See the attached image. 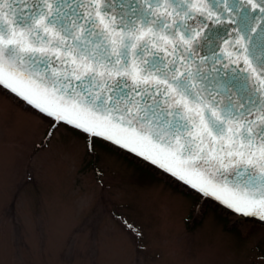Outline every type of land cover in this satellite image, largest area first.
<instances>
[{
  "label": "snow or ice",
  "instance_id": "6c2138e0",
  "mask_svg": "<svg viewBox=\"0 0 264 264\" xmlns=\"http://www.w3.org/2000/svg\"><path fill=\"white\" fill-rule=\"evenodd\" d=\"M14 2L0 86L52 119L45 143L71 125L264 221V0Z\"/></svg>",
  "mask_w": 264,
  "mask_h": 264
},
{
  "label": "rangeland",
  "instance_id": "374dc122",
  "mask_svg": "<svg viewBox=\"0 0 264 264\" xmlns=\"http://www.w3.org/2000/svg\"><path fill=\"white\" fill-rule=\"evenodd\" d=\"M51 125L0 89V264H264V224Z\"/></svg>",
  "mask_w": 264,
  "mask_h": 264
},
{
  "label": "water",
  "instance_id": "95a60500",
  "mask_svg": "<svg viewBox=\"0 0 264 264\" xmlns=\"http://www.w3.org/2000/svg\"><path fill=\"white\" fill-rule=\"evenodd\" d=\"M13 7L19 9V8H23L24 5H23V4L17 5V4H15V2H14V0H13ZM25 11H27L26 8H25ZM98 138L101 139V140H103V141H105V142H108V143L114 145L115 147L119 148L121 151L128 152V153H130V154H132V155L138 157L139 159H141L142 161L146 162L147 164H149V165H151V166H153V167L155 166L159 171L164 172V173H167V172H165L164 169L160 168L158 165L153 164L151 161L146 160L144 157H141V156H139L138 154H136V153H134V152H131L129 149L123 148V147H121L120 145H116V144H114L112 141H108V140H106V139H104V138H102V137H98ZM167 174H168L169 176H171L174 180H176L177 183L185 184L183 181H181V180H179L178 178L172 176L170 173H167ZM185 185H187V184H185ZM187 186H188L189 188H191L192 190L198 192V190L192 188L190 185H187ZM204 200H210V201H213L217 206L222 207L223 209H226L227 211H230V212L234 213L231 209H229L227 206L223 205L220 201L216 200V199L213 198V197L205 196V195H204ZM234 214H236V213H234ZM237 215H239V214H237ZM239 216H240V215H239ZM244 219H246V220L257 221V222H260V223L264 224V221H261L259 218H255V217H244Z\"/></svg>",
  "mask_w": 264,
  "mask_h": 264
},
{
  "label": "trees",
  "instance_id": "16d2710c",
  "mask_svg": "<svg viewBox=\"0 0 264 264\" xmlns=\"http://www.w3.org/2000/svg\"><path fill=\"white\" fill-rule=\"evenodd\" d=\"M1 88V90H2V92H4V93H6L7 95H9V96H11L13 99H15L17 102H19L20 104H22L23 105V107H25V108H28V109H31V110H33V111H35V112H38V110H36V109H33L32 108V106L31 105H28L27 104V102H24V101H20V99L19 98H17V97H15V94H11V93H9L8 92V90L7 89H3V86H0ZM18 99V100H17ZM85 135H89V134H86V133H84ZM91 138V140H90V142H92V139H94V140H96V137H92L91 135H89ZM90 142L88 141V143H89V146L91 145L90 144ZM115 148V147H114ZM117 149V148H116ZM126 156H128V157H130L131 159H134V160H136V161H138V162H141L142 164H144V165H146L147 167H149V168H151V169H153L156 173H157V170L153 167V166H151V165H148V164H145V163H143L142 161H140L139 160V158H137L136 156H134V155H132V154H130V153H126V152H123ZM160 174V173H159ZM165 174V173H164ZM160 174L162 177H164L165 179H167L168 181H170V182H172L173 184H176V185H178L177 183H176V181L174 180V179H172L170 176H168L167 174ZM182 187V189H187L185 186H181ZM188 191H191L190 189H187ZM225 211V210H224Z\"/></svg>",
  "mask_w": 264,
  "mask_h": 264
},
{
  "label": "bare ground",
  "instance_id": "6f19581e",
  "mask_svg": "<svg viewBox=\"0 0 264 264\" xmlns=\"http://www.w3.org/2000/svg\"><path fill=\"white\" fill-rule=\"evenodd\" d=\"M1 88V87H0ZM18 100V99H17ZM21 101V100H20ZM22 102V101H21ZM117 150H119V151H121L120 149H117ZM122 152H125V151H122ZM126 153H128V152H126ZM138 158V157H137ZM140 161H142L141 159H139ZM143 163H145V164H147L146 162H144V161H142ZM149 165V164H148ZM154 168L157 170V173L159 174H164L163 172H161V171H159L155 166H154ZM165 175V174H164ZM220 208H222V207H220ZM223 209V208H222ZM224 210H226V209H224ZM240 219H244V217H242V216H239V215H237ZM246 220V219H245Z\"/></svg>",
  "mask_w": 264,
  "mask_h": 264
}]
</instances>
